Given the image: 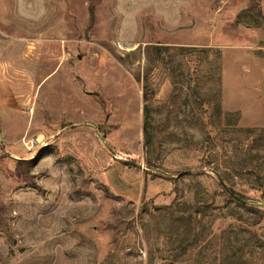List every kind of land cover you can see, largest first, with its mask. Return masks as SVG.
<instances>
[{
    "label": "rangeland",
    "instance_id": "1",
    "mask_svg": "<svg viewBox=\"0 0 264 264\" xmlns=\"http://www.w3.org/2000/svg\"><path fill=\"white\" fill-rule=\"evenodd\" d=\"M0 264H264V0H0Z\"/></svg>",
    "mask_w": 264,
    "mask_h": 264
},
{
    "label": "built area",
    "instance_id": "2",
    "mask_svg": "<svg viewBox=\"0 0 264 264\" xmlns=\"http://www.w3.org/2000/svg\"><path fill=\"white\" fill-rule=\"evenodd\" d=\"M39 143H40L39 137H32V138L28 139L24 144L28 148H32V147L36 146Z\"/></svg>",
    "mask_w": 264,
    "mask_h": 264
},
{
    "label": "water",
    "instance_id": "3",
    "mask_svg": "<svg viewBox=\"0 0 264 264\" xmlns=\"http://www.w3.org/2000/svg\"><path fill=\"white\" fill-rule=\"evenodd\" d=\"M235 199H237V200H239V201H241V202H243V203H246V201L245 200H243V199H240L239 197H237V196H235V195H232Z\"/></svg>",
    "mask_w": 264,
    "mask_h": 264
},
{
    "label": "trees",
    "instance_id": "4",
    "mask_svg": "<svg viewBox=\"0 0 264 264\" xmlns=\"http://www.w3.org/2000/svg\"><path fill=\"white\" fill-rule=\"evenodd\" d=\"M231 194V193H230Z\"/></svg>",
    "mask_w": 264,
    "mask_h": 264
}]
</instances>
